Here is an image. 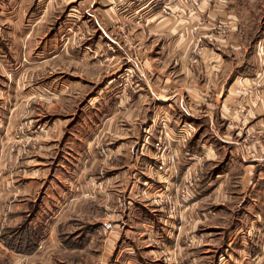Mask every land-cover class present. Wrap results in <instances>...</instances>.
<instances>
[{
	"label": "rangeland",
	"instance_id": "obj_1",
	"mask_svg": "<svg viewBox=\"0 0 264 264\" xmlns=\"http://www.w3.org/2000/svg\"><path fill=\"white\" fill-rule=\"evenodd\" d=\"M133 1L49 0L44 13L33 14L37 0H0V28L6 27V70L0 64V264L12 263L8 252H34L38 247L37 252H54L50 260L58 264H96L104 261L98 258L101 252H162L163 256L166 252L169 258L177 256L171 252H187L186 264L196 252L203 256L197 264H264V257L243 256L227 246L230 230L246 220L247 199L234 188L237 172L226 177L232 201L210 207L219 214L213 222L218 226L210 221L202 225L201 213L209 209L191 210V205L183 214L186 237L180 246L174 236L167 240L165 233V240L148 241L143 235L137 211L148 197L130 196L127 189L135 181L141 187L148 186L147 180L159 183L148 175L153 137L146 144L142 132L154 113H165L154 112L147 88L154 78L145 76V64L154 52L149 55L148 47L142 46L145 38L137 39L131 27ZM161 2L164 7L166 0ZM7 7L13 10L5 18ZM72 7L80 14L70 11ZM235 13L242 26L238 42L247 55L264 28V1L240 4ZM29 20L33 25L40 21L42 27L25 46V34L14 33L13 26L27 25ZM103 32L118 45L108 42ZM2 51L0 46V56ZM241 55L242 50L237 56L241 59ZM175 117H168L172 126ZM47 128H53V134L42 131ZM197 132L187 150L202 159L178 165L184 173L165 200L166 214L173 215L176 229L182 226L181 210L200 195L199 183L227 163L226 148L218 144L212 147L213 157L206 148L195 149ZM243 139L239 143L250 153L252 146ZM135 152L143 158L138 163ZM190 182L193 198L177 214L170 213V204L178 198L176 189ZM86 199L91 200L81 203ZM150 223L144 220L145 225ZM153 227L162 228L156 223ZM151 231V236L158 234ZM199 235L205 236L207 246L201 239L195 244Z\"/></svg>",
	"mask_w": 264,
	"mask_h": 264
},
{
	"label": "crops",
	"instance_id": "obj_2",
	"mask_svg": "<svg viewBox=\"0 0 264 264\" xmlns=\"http://www.w3.org/2000/svg\"><path fill=\"white\" fill-rule=\"evenodd\" d=\"M256 1L264 0H203L201 7L192 13L187 10L186 0H177L168 13L162 11L161 0L133 1L129 10L131 27L136 31L137 39L145 38V42L141 45L148 47L149 55L154 52L151 57L148 55L149 62L145 64V76L154 78L153 85L147 83V88L152 97V105L155 107L154 112L165 113L164 117L162 114L154 113L151 122L166 118L170 124L171 120L168 117H175L174 113L177 112V118L175 117L173 122L189 121L198 130L195 136L197 147L195 149L206 148L207 155L213 157L212 147L218 144L220 148H226L224 153L227 155L226 165L213 171L208 179H203L198 186L200 195L181 210L182 216L179 218L182 219L180 221L182 226L179 229H176L177 223L174 218L172 219L173 215L166 214L165 200L171 194L170 186L159 185L155 180L152 182L147 180L146 187L139 186L138 181L133 182L127 193L131 194L130 196L135 193V196L137 194L140 197L142 195L148 197L142 199L143 209L137 211L144 229L143 235L147 236L148 241L149 238L165 240V233L167 240L174 236V242L180 246L181 241H185L186 237L183 227L187 221L183 214H186L191 205V210L209 209L207 213H201L202 225L210 221L212 226H218L213 222L219 214L211 212L210 207L232 201L234 197L229 200V186H227L229 182L226 177L237 172L239 181L234 188L238 187L242 199H247L243 214L246 220L243 225H238L233 231L230 230L226 239L227 246L234 252H242L243 256L257 254L258 258L264 257V28L260 31L254 49L246 55V49L241 42H238V34L242 33V26L237 24L235 13L240 4L246 2L252 4ZM48 2L49 0H37L33 14H37V10L44 13L43 7H46V11ZM8 9L10 10L5 12V18L6 15L12 14L13 9L7 7L6 10ZM69 10L80 14L76 8L72 7ZM20 17L21 15L18 19ZM28 23L13 26L16 29L14 33L25 34V46L32 43L33 35L42 27L39 25L40 21L35 25L30 20ZM222 26L223 32H221ZM30 32L32 34L28 36ZM103 34L108 42L117 44L108 34L104 32ZM158 45L160 47L152 51ZM0 46L4 48L2 51L4 55L0 56V64L6 70V27L0 28ZM115 47L118 49V46ZM240 50H242L241 59L237 56ZM156 80L162 81V86L158 87ZM245 88H253L254 93L244 97L247 110L245 114H239L234 110L233 103L239 96L238 91ZM225 123H228V127L224 130ZM149 125L144 126L143 132H146V135L144 137L142 132V138H146ZM53 128L42 131L46 133L50 130L49 134H53ZM250 136H253V140L246 143L244 140L249 139ZM241 137L244 138L245 145L252 146L250 153H246L241 146L243 143H239ZM134 157L137 163L143 160L137 152L134 153ZM219 157L220 152H217L216 159ZM184 170V167L178 166L175 180L181 178ZM157 198H160L158 202ZM90 200L86 199L81 203H89ZM59 211L61 213V210ZM145 219H149L150 224H160L162 228L159 231L153 225H145ZM151 230L157 232L158 236H151ZM51 235L56 238L54 229ZM199 236V239L196 238L197 241L194 239L197 246L198 240H202L201 244L206 241L204 235ZM253 241L255 244H252ZM239 243H242V246H238ZM207 245V242L203 244V246ZM38 249L39 247L34 252H8L9 258L13 260L11 264H58L50 260L54 252H37ZM171 253L177 256L171 258L170 255L167 259L162 252H101L98 258L104 261L96 264H186L185 258L189 255L187 252ZM191 254L192 258L188 264H197L203 257L201 253L197 255L196 252L195 254L191 252Z\"/></svg>",
	"mask_w": 264,
	"mask_h": 264
},
{
	"label": "built area",
	"instance_id": "obj_3",
	"mask_svg": "<svg viewBox=\"0 0 264 264\" xmlns=\"http://www.w3.org/2000/svg\"><path fill=\"white\" fill-rule=\"evenodd\" d=\"M177 0H166L163 5V11L168 13L171 10V6ZM188 3V12L192 13L198 10L203 0H186ZM239 96L234 100V108L239 114H245L247 110L246 101L244 97L254 93L253 88H245L238 91ZM196 133V126L188 121L174 122V126L169 124L166 118H160L151 122L148 128V134L146 136V144L150 137H153L151 141V154L152 163L149 165L148 173L154 178H157L158 182L164 186H170L173 189L175 184V174L177 172V166L197 163L200 158V154L196 152H190L187 150L192 138ZM253 138L244 140L246 143L252 141ZM202 167L204 166L201 162ZM189 166V165H188ZM192 183H188L184 188L176 189L178 192V198L170 204V213L177 214L176 211L183 204L189 202L193 196H190L189 189L192 188ZM160 200V198H157ZM163 200V199H161ZM107 225V224H106ZM105 225V226H106ZM165 257L169 259L168 256ZM235 264H242L234 262Z\"/></svg>",
	"mask_w": 264,
	"mask_h": 264
},
{
	"label": "trees",
	"instance_id": "obj_4",
	"mask_svg": "<svg viewBox=\"0 0 264 264\" xmlns=\"http://www.w3.org/2000/svg\"><path fill=\"white\" fill-rule=\"evenodd\" d=\"M26 230H28V229H26ZM28 231H30V229H29ZM34 250H35V249H34Z\"/></svg>",
	"mask_w": 264,
	"mask_h": 264
}]
</instances>
